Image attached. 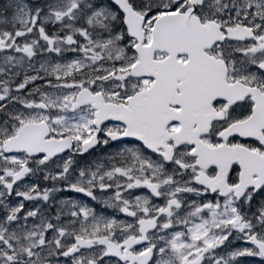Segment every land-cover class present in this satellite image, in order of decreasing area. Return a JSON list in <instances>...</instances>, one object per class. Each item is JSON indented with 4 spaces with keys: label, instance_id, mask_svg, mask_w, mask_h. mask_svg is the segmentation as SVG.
<instances>
[{
    "label": "snow or ice",
    "instance_id": "6c2138e0",
    "mask_svg": "<svg viewBox=\"0 0 264 264\" xmlns=\"http://www.w3.org/2000/svg\"><path fill=\"white\" fill-rule=\"evenodd\" d=\"M0 264H264V0H0Z\"/></svg>",
    "mask_w": 264,
    "mask_h": 264
}]
</instances>
